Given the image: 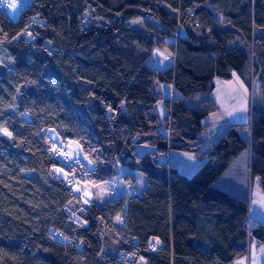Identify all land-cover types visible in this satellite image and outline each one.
<instances>
[{"label": "trees", "instance_id": "trees-1", "mask_svg": "<svg viewBox=\"0 0 264 264\" xmlns=\"http://www.w3.org/2000/svg\"><path fill=\"white\" fill-rule=\"evenodd\" d=\"M18 2V20L0 12V62L8 68L0 80V264H232L244 257L250 201L214 184L249 149L251 178L261 179L264 192V0ZM134 19L145 33L130 27ZM179 23L188 36L166 45ZM155 47L176 55L175 67L154 69ZM235 76L261 82L250 140L241 137L244 125L232 124L203 152L202 120L218 104L204 100L194 110L188 103L214 91L215 79ZM163 83L181 98L164 100L170 115L161 121ZM49 130L62 143H79L93 169L60 160ZM141 145L153 151L141 155ZM172 151L204 163L187 177L168 162ZM60 168L95 185L131 170L147 188L84 206ZM128 181L136 182L131 175L120 182ZM251 233L264 244L262 223Z\"/></svg>", "mask_w": 264, "mask_h": 264}, {"label": "rangeland", "instance_id": "rangeland-1", "mask_svg": "<svg viewBox=\"0 0 264 264\" xmlns=\"http://www.w3.org/2000/svg\"><path fill=\"white\" fill-rule=\"evenodd\" d=\"M2 7L4 10L2 13H7L12 19L18 20L19 13H20V5L18 0H0ZM89 16V14H87ZM130 27L141 30L145 33V29L142 25L141 19H134L130 21ZM251 101L249 105L243 106V107H229L228 112L224 113L223 110H219L217 108L216 111L212 112L210 115L211 118H213V121L215 122L214 127L212 129H208L204 127L202 132L199 135V139L202 143V151L206 152L209 150L210 146L212 144H215L223 135L220 137H217V132L221 130V126L224 124V122L227 120L230 125L232 124H241L244 125V128L241 130L242 137L249 140L251 131H250V113L253 109V107L259 105L261 103V82L259 78H257L255 81H253L251 87ZM213 94H199L196 97H194L189 103V107L194 110H199V103L204 100H210V97ZM250 109H249V108ZM249 109V112H248ZM226 111V110H224ZM241 114V115H240ZM250 114V115H249ZM207 119L204 118L202 122L204 123V126L207 124ZM228 125V126H230ZM215 130H218L217 132H213ZM228 130V128H227ZM226 130V131H227ZM225 131V132H226ZM169 133V131H168ZM167 133V134H168ZM170 135V133H169ZM49 136L52 138L53 141H55L56 145L59 147L64 148L67 151V154L71 161L73 163L79 162L87 166L89 169H93V164L89 160V158L83 153V150L79 143L70 141L68 143H62L58 135L55 133L54 130H49ZM153 148L150 146L141 145L138 147V152L141 155L147 154L149 152H152ZM178 155L179 159L178 161H174L178 164L179 170L182 174L186 175L187 177H192L203 165V161H200L198 158L195 157L194 154L187 153V152H178V151H172L170 153V160L172 159V156ZM240 159L236 164H234L230 169L228 170L224 176L218 181H216L217 185L214 188L220 187L227 190H233L232 192L237 194H243V192L249 193V191L252 189V180H247L245 178V174H249L250 176V163L247 162L246 164L243 162V160L247 159L250 160V150H245L241 155H239ZM168 157H163V160H167ZM169 160V158H168ZM242 161V163H240ZM249 163V166H248ZM70 165V164H67ZM244 171V172H241ZM246 171V173H245ZM56 173L63 179H69L71 176L75 179V174L70 175L66 170L60 168L56 170ZM138 175V186L137 189L139 191H135L137 194L138 192H141L142 188L147 185L146 178L141 174L136 172ZM80 175L83 177H88L89 175L85 171H81ZM122 177L127 176L126 174H121ZM255 182L253 185L254 195L256 194L257 189H261V179L259 177H255ZM247 180V188L243 189L245 186V181ZM136 183V182H135ZM126 185V184H125ZM124 183L117 182L115 183L112 180L105 181L100 184H91L88 181H80L75 180L73 182V190L74 192L79 195L82 198L83 205L89 206L92 202H94L97 206L103 207L108 202L114 200L117 196H121L122 193L125 191L129 193L132 196L131 191H128V184L125 187ZM135 187V186H134ZM134 189V188H133ZM136 190V188H135ZM232 194V193H231ZM134 196H136L134 194ZM133 196V197H134ZM254 213H259L258 209L254 205ZM125 222L122 220L119 225L121 227H125ZM142 264H146L144 261Z\"/></svg>", "mask_w": 264, "mask_h": 264}, {"label": "crops", "instance_id": "crops-1", "mask_svg": "<svg viewBox=\"0 0 264 264\" xmlns=\"http://www.w3.org/2000/svg\"><path fill=\"white\" fill-rule=\"evenodd\" d=\"M256 34L261 35L262 31L256 30ZM182 36H183V38L188 36L187 29H184V31L182 32ZM164 42L166 45H170V44L174 43V40H173V38H167V39H164ZM173 58H174L173 53L171 51H169L167 48L155 47L153 50L151 59H150V65L156 70H159L161 72H165L172 67ZM257 78H258L257 76L252 77L250 85L244 84L236 76L230 80L215 79L214 80V84H215L214 91L210 92L211 94H213L210 97V100H215L218 104V107H219L218 109L223 110L224 113L228 112L229 107H231V108L237 107V106L243 107V106L249 105V103L251 101V89H250V87H251L253 81H255ZM160 89L162 92L163 100H161L156 105V113L159 116V118L161 119V121H164L168 116V109L166 107V104L164 103V100L173 101L176 99H180L181 96L176 91V89L174 88V85L172 83H163V84H161ZM210 93H208V94H210ZM261 95H262V90H261ZM249 109H248V112H249ZM224 110H226V111H224ZM211 114H209L206 117V118H208L207 124L204 126L210 130L215 125L213 118L210 117ZM202 124L204 125L203 122H202ZM228 125H230V123L226 120L224 122V124L221 126V130L218 131V130L214 129L213 132L218 131L217 137H220L221 135H223L225 133L227 128H229ZM241 137H242V134H241ZM242 138L245 141L250 140V138H249V140H247L244 137H242ZM178 157H179L178 155L172 156L171 161L172 162L178 161V159H179ZM239 159H240V157H237L235 159V161L233 162V164L230 166V168L234 164H236ZM243 162L245 164L247 162L250 163V160L245 159V160H243ZM240 163H242V161H240ZM249 163H248V166H249ZM230 168L228 170H231ZM241 172H244V171H241ZM249 172H250V170H249ZM245 173H246V171H245ZM121 174H126L127 176L128 175L133 176L136 180V183H134L136 191H139L137 189L139 177H138L136 172L131 171V170H127L125 172H121ZM223 176H224V174H223ZM221 178H222V176L220 177V179ZM245 178L247 180L248 179L252 180V189L249 191V193H247L245 191V192H243V194H237V193L232 192L233 190H227V189H223L220 187H217L215 189L221 190V191H224L227 193H232L234 195L249 199V201H250V227L252 228L254 222H256V221L262 223L264 226V192L261 189H259V190L257 189L256 194L254 195L253 185H254L255 179L251 178V175L249 176V174L248 175L245 174ZM247 180L245 181V185H244L245 187L243 189L247 188V184H248ZM215 184H216V182H215ZM215 184H214V186L216 187L217 185H215ZM146 188H147V185L142 188L141 192H144L146 190ZM141 192H139V193H141ZM254 205L258 209L259 213H254ZM251 228H250V233H249L247 243H246L247 254L244 257L236 260L232 264H264V244L258 242L257 239L254 238V236L251 233Z\"/></svg>", "mask_w": 264, "mask_h": 264}, {"label": "built area", "instance_id": "built-area-1", "mask_svg": "<svg viewBox=\"0 0 264 264\" xmlns=\"http://www.w3.org/2000/svg\"><path fill=\"white\" fill-rule=\"evenodd\" d=\"M3 10H4V8H3L2 6H0V12H2ZM182 31H183V28H182L181 24L179 23L178 28H177V31H176L175 35L173 36V39H174V41H175L176 44L178 43L179 39L182 37ZM175 65H176V55H174V58H173V67H175ZM169 115H170V113H169ZM56 153H57V155L62 156L63 159H64L66 162H69L68 157H67L66 155H64L60 149H57V150H56ZM70 165H74V164L71 163ZM115 181H116V182H120V181H121V177H119V178L116 179ZM125 184H126V185H125ZM127 184L129 185V186H128V191H129V192L131 191V193H132V197L134 196V194L137 196V193H136V192L134 191V189H133V188H134V184H133L131 181L124 182L125 187L127 186ZM67 185H68L69 187H70V186H73V180H70V179L67 180ZM57 238H61L60 234L57 235ZM153 249H154V248H153ZM153 249H152V250H153ZM153 251H154V250H153ZM125 256H126V253H125V252L122 253L121 256H120L121 260H124Z\"/></svg>", "mask_w": 264, "mask_h": 264}, {"label": "bare ground", "instance_id": "bare-ground-1", "mask_svg": "<svg viewBox=\"0 0 264 264\" xmlns=\"http://www.w3.org/2000/svg\"><path fill=\"white\" fill-rule=\"evenodd\" d=\"M168 135H169V133H168ZM169 138H170V135H169ZM57 149H60L61 151H62V153L64 154V155H66L67 157H68V159H69V162H66L64 159H63V157L62 156H59V155H57V153H56V150ZM54 152H55V155L60 159V160H62L64 163H66V164H75V163H73L72 161H71V159L69 158V156H68V154H67V151L64 149V148H62V147H59V146H56L55 148H54ZM168 161V160H167ZM168 162H172L171 160H170V157H169V161ZM125 194L127 195V197H128V199H130L132 196L129 194V193H127L126 191H125ZM60 234V236L62 237V234L61 233H59Z\"/></svg>", "mask_w": 264, "mask_h": 264}, {"label": "water", "instance_id": "water-1", "mask_svg": "<svg viewBox=\"0 0 264 264\" xmlns=\"http://www.w3.org/2000/svg\"><path fill=\"white\" fill-rule=\"evenodd\" d=\"M7 72H8L7 66L0 62V80L5 77Z\"/></svg>", "mask_w": 264, "mask_h": 264}, {"label": "snow or ice", "instance_id": "snow-or-ice-1", "mask_svg": "<svg viewBox=\"0 0 264 264\" xmlns=\"http://www.w3.org/2000/svg\"><path fill=\"white\" fill-rule=\"evenodd\" d=\"M5 134H8V135H10V133H7V132H6Z\"/></svg>", "mask_w": 264, "mask_h": 264}]
</instances>
